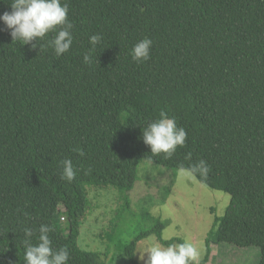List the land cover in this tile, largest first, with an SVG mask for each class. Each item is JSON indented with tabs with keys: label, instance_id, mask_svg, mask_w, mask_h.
<instances>
[{
	"label": "trees",
	"instance_id": "16d2710c",
	"mask_svg": "<svg viewBox=\"0 0 264 264\" xmlns=\"http://www.w3.org/2000/svg\"><path fill=\"white\" fill-rule=\"evenodd\" d=\"M10 2L0 0V14ZM63 2L73 44L60 57L46 46L54 33L22 46L0 22V264H25L23 229L35 244L42 224L53 248L69 249L68 264H105L79 244L98 207L89 189L114 187L128 203L143 161L179 169L201 159L210 171L197 179L231 196L209 240L260 248L264 264V0ZM94 34L102 42L85 64ZM146 37L150 58L134 62ZM161 112L187 132L171 159L142 139ZM64 159L77 170L71 182L60 179ZM142 239L124 247L130 264H140ZM210 253L208 243L200 264Z\"/></svg>",
	"mask_w": 264,
	"mask_h": 264
},
{
	"label": "rangeland",
	"instance_id": "374dc122",
	"mask_svg": "<svg viewBox=\"0 0 264 264\" xmlns=\"http://www.w3.org/2000/svg\"><path fill=\"white\" fill-rule=\"evenodd\" d=\"M178 170L143 161L139 180L128 194V203L114 187L90 188L91 203L98 207L90 210L83 221L79 239L82 249L100 253L105 264H130L124 247L142 236L135 254L143 264L139 252L144 251L152 238L163 246L187 238L197 246L202 245L200 262L207 258L209 243L207 264H261L260 248L219 245L209 240L216 217L225 215L231 196L205 186L198 179L185 181L178 176ZM165 176L167 182L161 184L159 180ZM149 196L150 201L145 199ZM105 229H109L110 235L99 237ZM165 235L168 240L162 238ZM144 255L146 258L147 253Z\"/></svg>",
	"mask_w": 264,
	"mask_h": 264
},
{
	"label": "clouds",
	"instance_id": "9594fccd",
	"mask_svg": "<svg viewBox=\"0 0 264 264\" xmlns=\"http://www.w3.org/2000/svg\"><path fill=\"white\" fill-rule=\"evenodd\" d=\"M11 11L0 14V22L9 30L13 42L21 45L31 44L33 48L47 34L54 33L47 41V47L53 49L56 57L67 53L73 44V24L68 20V3L62 0H11ZM102 42L100 34L89 37L91 48L89 53L83 57L85 64L92 61V53ZM153 41L144 38L138 41L131 49L130 56L134 62L142 63L150 58V50ZM143 143L150 147L152 156L163 154L164 159H171L178 147H184L187 132L183 127H178L174 118H169L166 113L161 112L159 118L150 122L142 129ZM79 156L85 155L81 148H75ZM187 158L191 159V153ZM60 179L71 182L76 176V169L71 159L59 161ZM210 168L203 159L192 164L190 167H180L178 176L185 181L195 182L198 177H207ZM160 183L167 182L166 176L160 178ZM53 231L52 226L42 224L38 229L37 243L31 242L34 231L30 227L23 229L24 233V262L25 264H68L69 249L64 246L59 249L52 247L49 233ZM168 240L167 235L162 237ZM140 253L143 264H200L202 245L197 246L191 240L185 238L183 242L163 246L155 242V238L149 241L144 251ZM145 253L147 256L145 258Z\"/></svg>",
	"mask_w": 264,
	"mask_h": 264
}]
</instances>
